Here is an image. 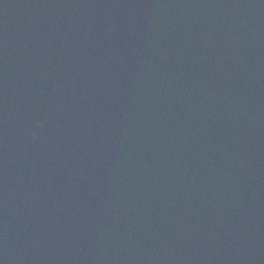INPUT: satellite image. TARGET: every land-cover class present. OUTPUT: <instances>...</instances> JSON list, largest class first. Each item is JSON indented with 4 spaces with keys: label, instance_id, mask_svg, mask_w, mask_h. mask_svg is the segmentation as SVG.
Segmentation results:
<instances>
[{
    "label": "water",
    "instance_id": "1",
    "mask_svg": "<svg viewBox=\"0 0 264 264\" xmlns=\"http://www.w3.org/2000/svg\"><path fill=\"white\" fill-rule=\"evenodd\" d=\"M0 264H264V0H0Z\"/></svg>",
    "mask_w": 264,
    "mask_h": 264
}]
</instances>
